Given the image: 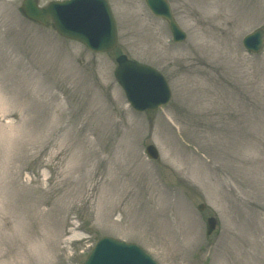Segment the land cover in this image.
Segmentation results:
<instances>
[{
    "label": "rangeland",
    "instance_id": "rangeland-1",
    "mask_svg": "<svg viewBox=\"0 0 264 264\" xmlns=\"http://www.w3.org/2000/svg\"><path fill=\"white\" fill-rule=\"evenodd\" d=\"M21 1L0 0V264H80L101 237L157 264H264V49L242 47L264 0H167L182 44L144 0H110L117 46L102 54ZM119 54L163 74L166 107L133 112Z\"/></svg>",
    "mask_w": 264,
    "mask_h": 264
},
{
    "label": "water",
    "instance_id": "water-1",
    "mask_svg": "<svg viewBox=\"0 0 264 264\" xmlns=\"http://www.w3.org/2000/svg\"><path fill=\"white\" fill-rule=\"evenodd\" d=\"M151 11L163 17L172 27L174 38L183 39L182 33L173 23L164 0H147ZM22 14L29 20L45 26L51 19L59 35L77 41L94 52L111 51L115 47V26L105 0H72L61 4L38 8L36 0H24ZM261 30L249 36L245 43L254 52L262 48ZM117 81L129 102L137 110L156 109L169 100V92L163 78L154 70L129 62L124 56L116 59ZM148 151L155 157V151ZM210 229L214 220L208 221ZM84 264H156L135 245L114 239L100 240Z\"/></svg>",
    "mask_w": 264,
    "mask_h": 264
},
{
    "label": "bare ground",
    "instance_id": "bare-ground-1",
    "mask_svg": "<svg viewBox=\"0 0 264 264\" xmlns=\"http://www.w3.org/2000/svg\"><path fill=\"white\" fill-rule=\"evenodd\" d=\"M4 101V100H3ZM2 101V98L0 97V113L2 114V115H4V112H3V108H4V102ZM172 139H171V138ZM170 137H169V140H170V144H171V146H170V151L168 150L167 152H168V156L171 158L172 157V159H173V161H176V160H180L178 157H179V154L177 153V151H178V148L176 147L178 144L177 143H175V141H174V134H172V133H170ZM164 140V139H163ZM166 148V147H165ZM133 228H134V226L133 225H131Z\"/></svg>",
    "mask_w": 264,
    "mask_h": 264
},
{
    "label": "flooded vegetation",
    "instance_id": "flooded-vegetation-1",
    "mask_svg": "<svg viewBox=\"0 0 264 264\" xmlns=\"http://www.w3.org/2000/svg\"><path fill=\"white\" fill-rule=\"evenodd\" d=\"M57 1H62V0H57Z\"/></svg>",
    "mask_w": 264,
    "mask_h": 264
}]
</instances>
